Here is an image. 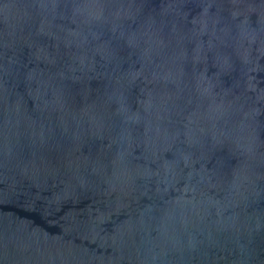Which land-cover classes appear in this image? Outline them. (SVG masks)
<instances>
[{"label":"water","instance_id":"95a60500","mask_svg":"<svg viewBox=\"0 0 264 264\" xmlns=\"http://www.w3.org/2000/svg\"><path fill=\"white\" fill-rule=\"evenodd\" d=\"M0 264H264V0H0Z\"/></svg>","mask_w":264,"mask_h":264}]
</instances>
